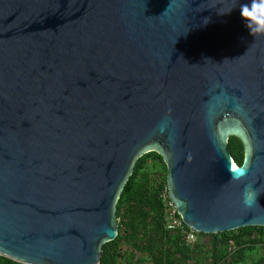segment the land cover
Wrapping results in <instances>:
<instances>
[{"label":"water","instance_id":"95a60500","mask_svg":"<svg viewBox=\"0 0 264 264\" xmlns=\"http://www.w3.org/2000/svg\"><path fill=\"white\" fill-rule=\"evenodd\" d=\"M249 2L0 0V255L99 264L150 151L195 231L264 226V34L240 17Z\"/></svg>","mask_w":264,"mask_h":264},{"label":"trees","instance_id":"16d2710c","mask_svg":"<svg viewBox=\"0 0 264 264\" xmlns=\"http://www.w3.org/2000/svg\"><path fill=\"white\" fill-rule=\"evenodd\" d=\"M229 145L234 160L241 165L244 143L231 135ZM167 187V165L157 151L143 154L118 200L119 233L105 242L99 264H239L264 245V226L203 233V241L189 242L184 230L166 226V207L161 197ZM264 264V256L259 259ZM0 264H26L0 255Z\"/></svg>","mask_w":264,"mask_h":264},{"label":"clouds","instance_id":"9594fccd","mask_svg":"<svg viewBox=\"0 0 264 264\" xmlns=\"http://www.w3.org/2000/svg\"><path fill=\"white\" fill-rule=\"evenodd\" d=\"M230 9L228 12H230ZM227 13V12H226ZM239 14L245 27L251 35L264 34V0H250L249 3H242L239 7ZM239 171L236 175H231V179L239 180L247 173V166L238 168ZM237 168L232 167L231 173H237ZM258 194L251 190L250 186L245 187L243 193V203L245 206L250 207L254 199H257Z\"/></svg>","mask_w":264,"mask_h":264},{"label":"built area","instance_id":"2783aa9c","mask_svg":"<svg viewBox=\"0 0 264 264\" xmlns=\"http://www.w3.org/2000/svg\"><path fill=\"white\" fill-rule=\"evenodd\" d=\"M161 197L166 207V226L169 229H182L184 230L185 222L179 214L174 202L168 194V186L162 191ZM184 236L189 242L196 240V231L190 227L189 230H184Z\"/></svg>","mask_w":264,"mask_h":264},{"label":"rangeland","instance_id":"374dc122","mask_svg":"<svg viewBox=\"0 0 264 264\" xmlns=\"http://www.w3.org/2000/svg\"><path fill=\"white\" fill-rule=\"evenodd\" d=\"M200 240L203 241V237L202 236H198L196 234V240ZM195 240V241H196ZM194 241V242H195ZM251 255L248 257V261L246 263H239V264H259V259L261 256H264V245L259 246L257 249H255L252 253H250Z\"/></svg>","mask_w":264,"mask_h":264}]
</instances>
